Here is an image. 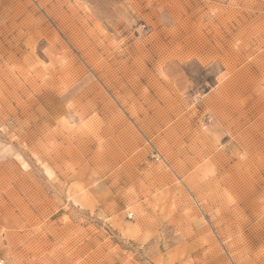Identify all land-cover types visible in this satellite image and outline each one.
<instances>
[{"label":"rangeland","instance_id":"374dc122","mask_svg":"<svg viewBox=\"0 0 264 264\" xmlns=\"http://www.w3.org/2000/svg\"><path fill=\"white\" fill-rule=\"evenodd\" d=\"M0 264H264V0H0Z\"/></svg>","mask_w":264,"mask_h":264}]
</instances>
